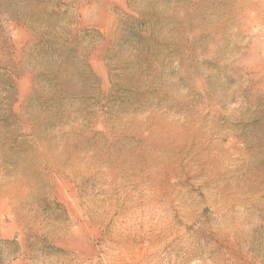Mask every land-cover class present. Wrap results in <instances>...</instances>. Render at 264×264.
Returning <instances> with one entry per match:
<instances>
[{
	"label": "rangeland",
	"instance_id": "1",
	"mask_svg": "<svg viewBox=\"0 0 264 264\" xmlns=\"http://www.w3.org/2000/svg\"><path fill=\"white\" fill-rule=\"evenodd\" d=\"M0 264H264V0H0Z\"/></svg>",
	"mask_w": 264,
	"mask_h": 264
}]
</instances>
